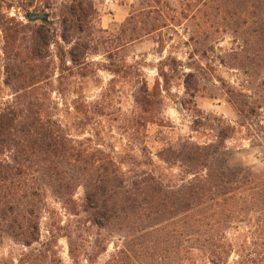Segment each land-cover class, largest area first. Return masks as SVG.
I'll return each mask as SVG.
<instances>
[{"label":"trees","instance_id":"16d2710c","mask_svg":"<svg viewBox=\"0 0 264 264\" xmlns=\"http://www.w3.org/2000/svg\"><path fill=\"white\" fill-rule=\"evenodd\" d=\"M58 1L41 0L50 11ZM171 2L138 0L132 5L121 25L124 38L117 48L164 28L183 27L189 42L201 43L205 38L215 40L213 45L229 33L234 39H242L248 17L257 28L261 21L264 25V0H174L178 12ZM1 7L2 84L10 93L0 95V243L8 238L28 249L23 264H64L55 249L59 238H64L71 264L82 263V252L86 264H96L107 250L108 238L102 233L86 252L83 237L95 228L124 241L102 264H167L162 255L165 250L158 246L167 242L172 251L171 243L176 242L182 264L192 261L197 252L206 257L208 264H230L233 254L232 264H252L251 258L240 254L245 247L234 246L224 233L219 232L217 238L211 230L204 231L203 237L198 235L201 227H226L241 217L238 212L244 206L264 212V176L254 178L242 167L232 166L231 152L224 146L226 132H233V127L214 119L209 129L217 132L216 141L200 143L180 138L157 151V160L170 169L176 168L177 175L153 169L154 161L145 146L141 154L147 162L142 166L139 157L132 155V172H128L122 166L128 162L117 158L113 150L91 137L72 134L70 122L60 116V104L53 97L62 93L66 71L84 77L87 68L98 67L114 76L129 75L136 78L132 92L135 119L146 127L155 123L161 94L168 89L172 73L183 66L181 61L171 55L160 61L150 88L141 78L138 65L114 61L108 51L106 63L92 61L102 37L81 34V24L93 13L88 0L60 4L59 35L45 18L39 25L24 24L3 13ZM27 7H32L31 2ZM31 13L26 16L29 18ZM211 13L222 30L208 33L205 22L196 24V19H205ZM158 44L162 52L165 42L160 39ZM55 71L59 73L56 79L52 74ZM180 75L185 94L194 97L196 89L189 81L195 75L191 71ZM70 108L81 125H88L103 117L105 102L101 98L92 102L75 98L67 111ZM237 109L242 117L243 110ZM78 190L80 198L76 197ZM48 196L73 217L75 228L46 223L47 236L42 240V221L53 218ZM170 226L175 236L165 242L154 238L158 233L167 235ZM246 249L255 252L250 246ZM148 257L155 258L153 263L145 261Z\"/></svg>","mask_w":264,"mask_h":264},{"label":"rangeland","instance_id":"374dc122","mask_svg":"<svg viewBox=\"0 0 264 264\" xmlns=\"http://www.w3.org/2000/svg\"><path fill=\"white\" fill-rule=\"evenodd\" d=\"M70 0H59L54 10L42 6L41 0H0L1 10L8 16H14L24 24L39 25L42 19H46L47 25L60 34L61 17L58 9L60 4ZM92 5L93 13L89 14L86 21L81 24V34H95L100 38L101 44H97L98 53L91 56L92 61L106 63V53L112 55V60L125 62L131 66H137L142 70V76L151 88L157 77L156 67L166 56L171 55L181 61L182 67L172 73L171 83L166 91L161 94V103L157 108L155 123L146 127L135 119L132 92L136 85V78L128 76H114L107 71L96 67L87 68V76L78 74L69 75L68 71L63 74L65 86L62 93L53 94L60 104V116H63L72 127V134H83L91 137L93 141L104 145L108 150H113L115 156L129 165H122L124 171L132 172V158L139 157V163L147 162L142 156L141 148H147L146 153L154 161L155 167L165 174L177 175L176 168H169L157 160L155 154L169 143L178 139L191 138L196 142L216 141V131L209 129V124L215 119L220 120L221 125H230L233 132H226L224 146L231 152V164L234 167H242L245 172L254 178L264 176V25L255 26L250 17L244 27L245 33L242 39H234L233 36L225 34L217 42L215 40L203 39L200 42H189L183 27L164 28L160 32L150 34L128 43L123 48H117L119 42L124 38L121 25L129 16L132 5H137L138 0H88ZM32 7L28 9V3ZM172 8L178 12V4L172 0ZM163 3L159 4L162 6ZM160 8V7H159ZM41 13L42 19L29 20L26 13ZM31 13V14H32ZM220 20V19H218ZM205 22V31L213 33L222 30L215 23L213 13L205 19L199 17L198 22ZM195 27V26H194ZM263 28V29H261ZM99 30H107L104 34ZM126 34V33H125ZM160 39L165 42L162 52L159 50ZM186 42V44H185ZM3 46L2 33L0 29V95L6 97L10 91L2 84V55ZM213 47L211 49L210 47ZM232 50H234L232 52ZM194 54V56H190ZM168 70V69H167ZM191 71L195 77L189 81L191 87L196 89L194 97L185 94V89L180 74ZM53 78L59 76L57 71L53 72ZM81 98L85 102L103 99L105 109L103 117L93 120L92 123L83 125L82 121L75 119V114L66 107L72 99ZM243 110L240 117L237 108ZM195 122H202L195 123ZM205 124V125H204ZM225 125V126H226ZM142 162V163H141ZM138 163V164H139ZM81 190L77 191L76 197L80 198ZM47 203L50 211H53L51 220L43 219V239L47 236L46 223L60 224L75 228V221L61 208V205L48 196ZM264 212L254 206H244L239 210V218H234L226 227L213 225L201 227L198 235L203 237L206 230H211L216 237L224 233L234 246L245 249L240 253L247 259H252V264H264ZM220 232V233H219ZM108 238L107 250L96 260V264H102L110 258L116 250L115 246L123 245V239L116 234L107 235L104 231L91 228L84 237L86 252H89L94 239L100 235ZM175 230L169 227L168 234L158 233L154 236L165 242L168 237L175 236ZM223 235V236H224ZM103 237V236H101ZM217 238V237H216ZM254 245V246H253ZM159 248L162 255L167 259V264H182V258L177 253L176 242L169 249V242L165 245L160 243ZM251 247L248 251L246 248ZM172 247V248H173ZM64 264H71L67 253V244L64 238H59L55 248ZM243 249V248H242ZM29 252L20 244L5 238L0 243V264H23L24 255ZM81 264H86V256L81 253ZM233 254L229 262L235 260ZM169 258V260H168ZM155 258L148 257L147 262ZM188 264H208L206 257L197 252Z\"/></svg>","mask_w":264,"mask_h":264},{"label":"water","instance_id":"95a60500","mask_svg":"<svg viewBox=\"0 0 264 264\" xmlns=\"http://www.w3.org/2000/svg\"><path fill=\"white\" fill-rule=\"evenodd\" d=\"M42 18H44V15L43 14H41V13H38V14H36V13H32V14H30V16H29V20H36V19H42Z\"/></svg>","mask_w":264,"mask_h":264}]
</instances>
